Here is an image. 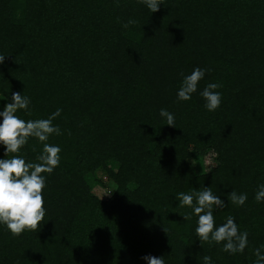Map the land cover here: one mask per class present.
Masks as SVG:
<instances>
[{"label": "trees", "instance_id": "16d2710c", "mask_svg": "<svg viewBox=\"0 0 264 264\" xmlns=\"http://www.w3.org/2000/svg\"><path fill=\"white\" fill-rule=\"evenodd\" d=\"M0 55V112L14 92L30 100L16 113L25 121L61 110L52 121L61 134L47 141L61 151L43 174L44 221L19 236L0 224V264H203L204 255L255 264L254 251L264 255V200H255L264 185V0H163L155 13L139 0H0ZM196 68L204 78L181 101ZM209 83L222 85L215 111L200 95ZM42 150L30 138L18 155L38 162ZM11 155L0 144V159ZM208 155L194 173L189 159ZM105 180L110 195L100 200L91 188ZM203 187L227 205L214 209L216 225L231 216L248 233L243 253L201 245L198 217L176 197ZM233 190L247 194L244 205L229 203Z\"/></svg>", "mask_w": 264, "mask_h": 264}, {"label": "clouds", "instance_id": "9594fccd", "mask_svg": "<svg viewBox=\"0 0 264 264\" xmlns=\"http://www.w3.org/2000/svg\"><path fill=\"white\" fill-rule=\"evenodd\" d=\"M144 3L151 13L159 11L163 0H139ZM136 21L129 19L123 27L135 24ZM5 56L0 55V64ZM205 70L196 68L190 75L184 76L177 97L181 101L190 100L192 94L197 91L199 81L204 78ZM222 87L218 83H209L200 95L206 101L205 108L215 111L221 104V93L215 91ZM30 100L19 92L12 93L11 102L4 106L0 117V144L5 147V156L11 158L0 159V224L7 226L13 236L21 235L25 230L38 232L44 221L46 209L44 207L43 189L46 186L45 173L51 174L59 166L60 151L58 146L47 143L52 134L60 135L58 126L52 121L59 116L57 109L47 119L23 120L16 115L18 110H27ZM160 115L166 118L167 125L175 127L174 116L166 109L160 110ZM30 138H36L43 143L42 153L37 157L38 162H26L18 155L21 148L28 143ZM180 206H188L193 209L198 217L195 233L203 242L222 244V250L230 254L243 253L248 246V233L240 232L233 217L226 218V222L216 225L214 209H223L224 201L214 195L210 187L192 194L183 192L177 195ZM229 203L242 206L247 200V194H237L231 191L227 194ZM195 200V203H194ZM259 203L264 200V185H260L255 195ZM184 220H190V215L183 216ZM165 233L166 230L164 229ZM255 264H264V255L260 249L254 251ZM148 264H165L164 257L145 256ZM203 264H212L211 257L203 256Z\"/></svg>", "mask_w": 264, "mask_h": 264}, {"label": "rangeland", "instance_id": "374dc122", "mask_svg": "<svg viewBox=\"0 0 264 264\" xmlns=\"http://www.w3.org/2000/svg\"><path fill=\"white\" fill-rule=\"evenodd\" d=\"M6 104H2V109H4V106ZM210 159H211V156H204L202 157L201 159H189V164L192 168V170L194 171V173H197V172H202V171H205L206 170V167L208 164H210ZM98 178H100V175H98ZM102 178V176H101ZM105 185H103V187H100L99 185H93L92 188H91V192L93 195H95L96 198L100 199V200H104L106 199L107 197H109L110 194H107V192L105 191L106 189V180L104 181Z\"/></svg>", "mask_w": 264, "mask_h": 264}, {"label": "built area", "instance_id": "2783aa9c", "mask_svg": "<svg viewBox=\"0 0 264 264\" xmlns=\"http://www.w3.org/2000/svg\"><path fill=\"white\" fill-rule=\"evenodd\" d=\"M108 193V192H107Z\"/></svg>", "mask_w": 264, "mask_h": 264}]
</instances>
